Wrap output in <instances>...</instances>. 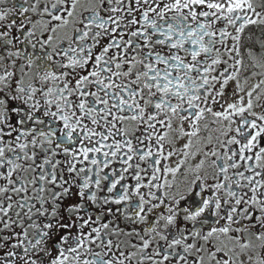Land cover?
I'll use <instances>...</instances> for the list:
<instances>
[{"label": "snow or ice", "instance_id": "snow-or-ice-1", "mask_svg": "<svg viewBox=\"0 0 264 264\" xmlns=\"http://www.w3.org/2000/svg\"><path fill=\"white\" fill-rule=\"evenodd\" d=\"M0 264H264V0H0Z\"/></svg>", "mask_w": 264, "mask_h": 264}]
</instances>
